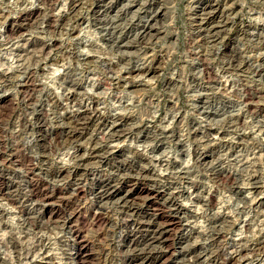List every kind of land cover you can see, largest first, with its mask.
<instances>
[{"label": "rangeland", "instance_id": "obj_1", "mask_svg": "<svg viewBox=\"0 0 264 264\" xmlns=\"http://www.w3.org/2000/svg\"><path fill=\"white\" fill-rule=\"evenodd\" d=\"M52 1L0 0L2 138L77 199L87 264H264V0ZM21 12L36 14L8 37ZM8 150L0 174L26 213L0 194V261L76 264L67 224L25 221L47 224L45 207L60 205L32 196ZM130 180L155 205L146 193L124 202ZM106 182L123 195L103 193ZM91 212L106 221L92 226ZM164 212L179 220L170 246L150 219Z\"/></svg>", "mask_w": 264, "mask_h": 264}, {"label": "bare ground", "instance_id": "obj_2", "mask_svg": "<svg viewBox=\"0 0 264 264\" xmlns=\"http://www.w3.org/2000/svg\"><path fill=\"white\" fill-rule=\"evenodd\" d=\"M44 2L50 6L53 4L52 0H44ZM35 14H36L35 12H21V17H19L20 19L8 21V24H7L8 37L14 38V37L18 36L20 33H22L24 31V28H25V25L27 24V22ZM205 69H206V73H207L206 75L210 76L211 70L209 69V67H206ZM22 85H23V91H24L25 97L31 98L32 91L36 89L35 73L33 71L26 72V76L22 82ZM255 93H256V91L251 92L248 89L247 94H246V98L252 100L254 98ZM7 100L8 99L0 100V104L7 102ZM3 112L0 109V160L6 161L7 158L4 155V152H6V150H8V148L6 147L5 141L2 138V136L4 134V128L2 127V123L4 122L3 121L4 116L7 114H4ZM41 123H42V121H41ZM41 127H42V124H41ZM76 136H77V133H75L74 131H71L69 140H71V138H75ZM8 152H9V157H10L11 163L21 167L24 170V172L26 174L25 178L27 179V182L30 185V188H31L30 190L32 192L31 193L32 196L35 197V199L41 201V203H43L44 205L52 206V204H54L56 202H58L60 205L59 209H57V208L56 209H54V208L49 209V208L45 207L44 214L47 216V224L43 223V225H42L41 221H39L38 219H35L33 217H30V216H27L25 218V221L27 222V224L34 227V228L43 229V228H49L48 223H52L53 225L54 224L60 225V222L63 221L64 225L67 224V226L71 229L73 240L77 246L76 252L72 256L73 262H76V264H87V263H89L91 261L90 257H89V254H90L89 252L91 249H89V247H88L89 245L83 241V237L79 231L80 229H79L78 225L76 226L78 228H76L74 225V223L77 220H79L80 218H82L84 216L82 213V207L77 202V199L75 197L67 196L66 195L67 191L63 188H60V187H55L54 190L51 191L49 189L48 184L45 181H43L40 178H35L34 177L35 176L34 170L36 167H35L34 159L31 156H29L23 150V148H21V146L19 144L15 145L14 148L8 150ZM59 172H60V174L62 173V175H63V173H65L64 170L63 171L60 170ZM78 172H77V174H78ZM219 177H220V180L223 182H231L233 180V177L230 174L219 175ZM8 181H9V179L7 180L6 175L0 174V194L7 197V199H9L11 201V204L15 205L19 209L20 212L26 213L24 203L22 202L21 199L17 198L15 195V192L17 191V188H16L17 185L13 184V182H11V184L9 185ZM130 181L133 182V186H135V187L130 188L127 191V193L124 195H123L121 189L117 188V186L113 187L111 182H106L105 184H103V186H102L103 191H104L103 193H106L107 195L108 194L109 195H116V194L123 195L124 196L123 197L124 202H129V201L135 202L139 198L145 196L146 202L149 203V205H155L154 204L155 201H153L154 199H152L153 198L152 196L157 197L158 194L154 190L148 188L147 186H140L141 182H135L136 180H134V181L130 180ZM6 186L8 188V191L5 192ZM143 193H146V195L142 196ZM212 201H213V197L211 198V202ZM165 207H168V206H165ZM102 213L101 212H98V213L97 212H91L89 214L88 220L90 221L92 226L98 227L106 221V219ZM154 215L155 216L150 217V219H152V224H154V225L157 224L158 226H161V228H162V232H160L161 237L159 238L158 241L165 246H170L171 244L170 245L168 244L169 230H171V228L179 222L178 218L176 217L177 214L174 215V214H170L168 212L167 213L164 212V213H158V214L156 213ZM13 246L16 247L17 251H19V246H18L17 242L14 241ZM166 255H167V253L164 254V256H166ZM1 263L7 264L5 261H2V260L0 261V264Z\"/></svg>", "mask_w": 264, "mask_h": 264}]
</instances>
